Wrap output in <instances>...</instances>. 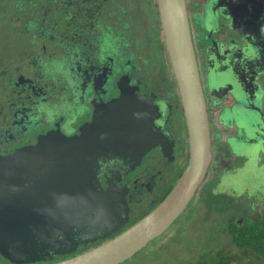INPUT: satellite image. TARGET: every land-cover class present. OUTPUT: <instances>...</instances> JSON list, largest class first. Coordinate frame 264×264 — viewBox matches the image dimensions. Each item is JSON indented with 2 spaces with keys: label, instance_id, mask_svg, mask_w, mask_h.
<instances>
[{
  "label": "flooded vegetation",
  "instance_id": "flooded-vegetation-1",
  "mask_svg": "<svg viewBox=\"0 0 264 264\" xmlns=\"http://www.w3.org/2000/svg\"><path fill=\"white\" fill-rule=\"evenodd\" d=\"M186 6L212 150L208 170L189 204L206 203L195 212L205 215L202 239L207 244L212 218L226 230L248 222L264 224V0H186ZM5 16L18 24L26 45H20L15 60L0 62V157L36 145L48 133L53 138L81 137L86 127L95 139L99 132L102 149L90 153L86 170L98 174L100 190L111 187L114 192L108 193L118 197L113 202L123 212L116 231L52 260L58 261L129 229L172 190L190 162L182 91L158 0H0V17ZM120 97L125 98L118 107ZM138 99L141 110L135 115L162 133L156 144L142 148L139 161L128 149L138 154L141 146L150 144L145 135L129 130L117 134L123 153L108 145L111 124L121 122L112 119V108L125 110L126 123V116L135 112L128 108ZM52 154L49 160L63 164L53 170L68 169L70 159ZM75 160L80 163V154ZM174 170L178 172L172 179ZM62 188L59 185L56 193L59 198L64 184ZM212 198L223 205L217 214L208 210ZM114 209L103 211L107 221L109 213L117 215ZM183 213L144 248L160 243ZM0 260L13 264L1 252Z\"/></svg>",
  "mask_w": 264,
  "mask_h": 264
},
{
  "label": "water",
  "instance_id": "water-1",
  "mask_svg": "<svg viewBox=\"0 0 264 264\" xmlns=\"http://www.w3.org/2000/svg\"><path fill=\"white\" fill-rule=\"evenodd\" d=\"M167 49L180 84L186 120L190 134V162L172 190L148 215L112 239L68 258L52 261L55 256L75 253L80 245L94 242L116 231V223L123 218L114 193L100 190L98 174L90 168L94 150L102 149L101 133L95 139L82 128L81 137L53 138L50 133L39 138L34 146H26L15 155L0 157V252L13 264H120L144 248L152 239L164 233L185 211L202 182L212 159L208 111L204 99L194 44L188 19L186 0H158ZM133 95V94H132ZM134 97V96H132ZM123 98L117 99V105ZM138 99L125 110L112 108L109 148L123 153L116 135L129 130L148 137L150 144L141 146L133 157L138 161L142 148L147 150L161 137V131L151 128L152 122L135 113L141 110ZM135 105L132 106V104ZM136 116V117H134ZM128 128V129H127ZM146 128L147 131H143ZM60 142V143H59ZM59 143V144H58ZM96 143V145H95ZM103 149L108 150L107 146ZM59 150V151H58ZM74 151L75 155L69 152ZM80 151V152H79ZM55 157L70 159L61 172L53 167L62 163L49 160ZM60 152V153H59ZM59 153V154H58ZM91 153V154H90ZM80 154L81 161L75 158ZM62 155V156H61ZM61 160V159H60ZM46 167L50 169L45 170ZM75 172V174H74ZM71 174V175H70ZM54 179L52 183L51 180ZM29 183V185H26ZM64 184V195L57 196ZM74 186L71 190H69ZM109 213V221L104 210ZM122 205V203H121ZM126 206V205H125ZM124 220V219H123ZM122 220V221H123ZM104 223L105 225H102ZM54 225V227H53ZM65 233L69 235L66 236ZM48 263H39L46 262Z\"/></svg>",
  "mask_w": 264,
  "mask_h": 264
},
{
  "label": "rangeland",
  "instance_id": "rangeland-1",
  "mask_svg": "<svg viewBox=\"0 0 264 264\" xmlns=\"http://www.w3.org/2000/svg\"><path fill=\"white\" fill-rule=\"evenodd\" d=\"M18 27V24L10 16L0 17V62H9L12 57L13 60H15L20 45L22 43L26 45V36H24L23 33H19ZM2 85V80H0V89ZM177 172V170L170 172L172 179L175 178ZM204 203L205 202L200 203L196 201L191 205L189 204V208L183 213L178 222H175V225L169 230L160 243L154 245L149 244L150 247L143 248L131 258L133 260H127V262L125 261L123 264H187L188 261L195 259L197 250L190 249V247L194 244H203V240H198L199 237L201 238V235H198V231L202 227H205L206 224L204 213L202 211H195L199 210L200 207L203 209L205 206ZM182 231L186 233L183 237L179 238H184V240L187 241V244L185 243L183 248L181 246L183 241H174V238H177L178 234ZM221 236L219 242L227 245L225 251H228L229 248L236 250L233 243L228 241L225 234ZM169 239L172 240L171 248L173 250V255H168L161 252L159 249L161 243ZM210 242L211 240L209 239L208 243ZM147 256H153L154 258H147ZM0 262L4 264L2 260H0Z\"/></svg>",
  "mask_w": 264,
  "mask_h": 264
},
{
  "label": "trees",
  "instance_id": "trees-1",
  "mask_svg": "<svg viewBox=\"0 0 264 264\" xmlns=\"http://www.w3.org/2000/svg\"><path fill=\"white\" fill-rule=\"evenodd\" d=\"M210 200L213 202H209L208 210L214 211V214H217L215 211H219L223 205L220 203L219 198H212ZM211 220L208 223V237L211 242L208 243L207 241L206 244L202 239V234L206 228L205 224V227H202L200 229L201 231H198V235H201V238L199 237L198 240H203V244H194L190 247V249L197 250V255L195 259L188 261L187 264H264V224L255 225L248 222L243 226L236 225L234 227V225H232V229L226 230V226H222ZM223 231L229 233L228 241L233 243L236 250L229 248L228 251H225L227 245L219 242ZM185 233L186 232L182 231L178 234L177 238H174V241H183L181 245L182 248L185 246V243L187 244V241L179 237H183ZM171 246L172 240L169 239L166 242H162L159 249L161 252L173 255ZM147 258L154 257L147 256ZM129 260L131 261L133 259ZM120 264H123V262Z\"/></svg>",
  "mask_w": 264,
  "mask_h": 264
}]
</instances>
